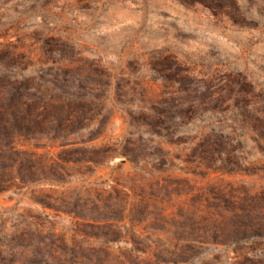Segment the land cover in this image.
<instances>
[{
  "label": "rangeland",
  "instance_id": "1",
  "mask_svg": "<svg viewBox=\"0 0 264 264\" xmlns=\"http://www.w3.org/2000/svg\"><path fill=\"white\" fill-rule=\"evenodd\" d=\"M0 264H264V0H0Z\"/></svg>",
  "mask_w": 264,
  "mask_h": 264
}]
</instances>
